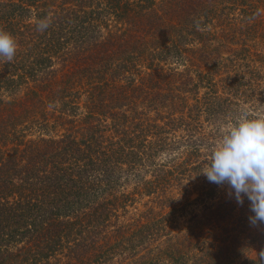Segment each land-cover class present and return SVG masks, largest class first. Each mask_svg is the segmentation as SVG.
Here are the masks:
<instances>
[{
  "label": "trees",
  "instance_id": "obj_1",
  "mask_svg": "<svg viewBox=\"0 0 264 264\" xmlns=\"http://www.w3.org/2000/svg\"><path fill=\"white\" fill-rule=\"evenodd\" d=\"M263 9L0 0L17 41L0 60V264H264L249 201L199 173L245 115L234 86L262 84Z\"/></svg>",
  "mask_w": 264,
  "mask_h": 264
},
{
  "label": "clouds",
  "instance_id": "obj_2",
  "mask_svg": "<svg viewBox=\"0 0 264 264\" xmlns=\"http://www.w3.org/2000/svg\"><path fill=\"white\" fill-rule=\"evenodd\" d=\"M50 21L37 24L44 32ZM17 52L15 37L0 30V60L11 62ZM210 183L226 185L229 195L239 205L245 198L250 203L249 224L264 225V117H249L245 114L221 135L219 143L211 152L208 167L200 171ZM264 261V251L259 253Z\"/></svg>",
  "mask_w": 264,
  "mask_h": 264
},
{
  "label": "rangeland",
  "instance_id": "obj_3",
  "mask_svg": "<svg viewBox=\"0 0 264 264\" xmlns=\"http://www.w3.org/2000/svg\"><path fill=\"white\" fill-rule=\"evenodd\" d=\"M263 17H264V9H263ZM255 50H264V42L262 41L261 38H259L256 41V44L254 46V51ZM264 55V52H263ZM257 58V57H254ZM264 69V68H263ZM264 72V71H263ZM246 79H249L250 76L252 75L250 73V69H245L244 70ZM262 84H242L243 87L241 89L236 88L234 86V89L236 91L235 97L239 98V102H242L244 107L246 108L245 114H247L249 117H256V116H261L264 117V74H262ZM238 87V84H237ZM205 90L202 91V93ZM242 118V117H241ZM234 123V119H232V122L230 121L229 124H227L224 129L222 128L223 131H226V129H229ZM221 191L225 192L226 196H229V188L226 185L220 186ZM234 199V197H231ZM140 209L144 210V206L142 204L139 205ZM197 208V211L200 213L203 212L202 206H194ZM136 216V215H135ZM192 217L191 214H187L185 217H181L178 219V221L181 224V227H184L188 224V221ZM225 225V224H223ZM222 225V226H223ZM216 232L221 233V229H217Z\"/></svg>",
  "mask_w": 264,
  "mask_h": 264
}]
</instances>
